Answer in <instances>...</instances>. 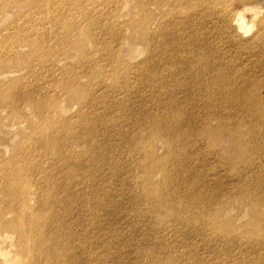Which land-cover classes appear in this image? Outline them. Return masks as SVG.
<instances>
[{"label":"rangeland","instance_id":"374dc122","mask_svg":"<svg viewBox=\"0 0 264 264\" xmlns=\"http://www.w3.org/2000/svg\"><path fill=\"white\" fill-rule=\"evenodd\" d=\"M116 1L117 0H111L107 3V7L109 6L114 10L119 5ZM120 1H122L121 3L124 5V9L117 22L121 25L126 22L128 23L125 30L127 39L121 47H116L115 40L111 38L115 37V32L114 30H110L111 25L107 22L109 15L106 14L104 10H101L100 13L96 10L105 5L104 0H57V4L60 2L62 5H54L52 8H48V10L40 9L39 13H37V17L33 18V20H37L39 16L43 18L42 22L46 23L43 32L38 29V26L30 28L33 22L24 20L25 18L23 19V10L20 12L12 10L10 13L6 12L0 20V178L4 172L7 171L5 169H7L13 160H17L20 156L23 158L24 153L27 156L34 155L37 151L34 152L32 148L42 147L41 151H43L44 156L45 154L54 152L53 147L42 143L43 138H40L41 142H39L38 137H40V135L34 123L30 121V119H27L35 114V110L30 102L20 98L16 99L18 95L34 94L36 97H39V99L41 98L44 104L41 109L44 113L42 117L47 120L46 114L50 115L54 122H64V118H67L68 125L71 129L73 128L71 124L81 127L87 125L85 127L86 136L80 140L82 143L79 142V139H75L78 136L74 134L68 147H74L75 150L79 149L81 146L88 147L90 146L88 137L90 140L96 137L99 140V144L101 146L103 145L102 147L99 145L100 147L98 146L99 148L95 150L94 155L96 152H98L99 155L97 158L91 160L92 156H90L91 158L88 156L91 164L95 163V165H98L97 167L103 166L104 168L103 172L101 170V174L99 173L102 175L98 179L100 180V184L96 183L95 187H88V192L90 194L88 195V203L80 202L79 204L72 193V198L64 201V205L61 206V208L63 207L62 210H65L64 208L66 205V212L59 211L61 215L65 213L67 216L62 215L59 218L54 217V219H51L52 217L50 219L48 218L49 223L46 220L39 221L42 222V224L47 222L50 226V232H54L58 227H60L61 230H67L69 228L68 230L76 237L74 240L75 249H71L72 251H68L67 254L64 255L65 250L63 248L59 247L53 249L49 246L46 251H43V253L41 252V255L44 257L39 255L40 253L36 250L32 249L21 253L19 252L23 257L24 264H69L66 261H64L65 263L61 261L64 257L70 258V260L71 258L78 259L76 263L73 262L72 264H85L83 259L86 257L87 253H85V248L82 246V243L79 242L84 237L88 239V242H86L87 247L90 245L89 237H91L92 240H96L97 242L95 243H100L102 246H111L109 250L110 258L108 259L109 264H148L153 261V258L158 260V264H175L174 260L177 259L176 256L181 253L190 260L192 258H197L201 261L200 264H252L258 259L264 258V241H261L264 240V238L261 239L262 235H264V218H258L264 216V203H255L254 200H249L246 192L243 193L238 189V187L241 188V186H244L239 184V182L244 180L243 183H245L246 180L251 177L252 171L249 169V166H246V169L241 175L235 177V173H233V170L228 166V164L233 162L239 155V158L243 157L241 138L245 132L256 130L252 128L254 121L251 117L246 116L243 111H240L239 114L237 112V114L234 115L236 116L234 120L240 127V137L237 141L230 133L229 129L225 127L221 121L215 119L217 118V113H222L225 116L229 115L228 108L236 104V100L240 95L238 90L230 94L227 90L226 94H228V96H224L219 88L224 80L226 81L228 79L232 83L236 82L239 83L240 86L244 85L243 88H247V92H249V86L253 83L259 85L264 84V55L258 56L259 58L254 57L256 61H251V58L247 57L248 48L242 45L246 40H244L241 45H235V43L233 44V42L231 43L229 41H226L225 44L222 43L220 39V35L223 34L221 32L224 30L222 27L219 28L220 30L212 29L215 31L213 32L211 30V32H209L210 28H207L206 25L194 26L195 28L190 26L192 23H199V19L189 16L192 10L199 12L201 16L209 15L213 17V15L208 13L207 8L199 5L200 0H147L149 3L145 0H138V3L137 0ZM29 2L31 3V1ZM29 2L22 3L26 5ZM49 2L50 0H42V4H44L45 8ZM80 2H83L85 6L87 3H91L93 9L81 11ZM141 2L146 3L147 8L142 7L140 5ZM31 4L28 7H32ZM234 5H236V7ZM252 5L255 9H261V16H264V0H255ZM240 6L241 2H234L229 7V10L234 13ZM112 15L110 16L111 20L114 19ZM147 17L151 19L145 22ZM154 18H156V23L150 25V21ZM16 19L21 21V30L34 34L33 38L37 41H43L42 44L44 45L39 53H36L38 51L31 46H26L24 48L19 47L9 54L7 53L9 45H17L26 41L23 36L18 34V30L8 31L5 29L9 23L12 22L14 24L13 21ZM4 20H8L9 22L7 23ZM55 22L60 25H56L57 23ZM72 22L74 23L73 26L79 29L82 38H78L71 46V49L63 50L60 47H62L65 39L62 34L64 27L61 26L66 25L65 23ZM166 25L169 29L171 27L167 35L162 33V30L166 31ZM209 25L211 26L212 24ZM173 26L175 27L173 28ZM197 27L198 30H195ZM143 28L154 35V42L158 45L151 57L148 55L149 50L140 51L138 45L129 47L128 44L129 41H133L132 37H140L143 35ZM138 29L140 31H138ZM255 31L256 28H254L251 33ZM200 35L201 37H199ZM244 38L247 39V37ZM200 39L205 42L200 41ZM219 39L221 43L218 42ZM199 41L200 44L202 43L201 45H203L201 48L207 51L208 55H202L200 52L195 54L193 42L199 43ZM167 43L169 48L175 47L174 45L179 43L176 45L177 50L175 51H182L180 56L174 55L173 57H168L165 51L162 50V47H167ZM190 44H192V46H190ZM240 46H243L244 49L242 47L240 49ZM187 51L192 52L190 56L188 55V58L186 56ZM112 53H116L117 55L113 60L111 59V56H113ZM155 55L162 58L160 63L154 61ZM93 57L94 63L98 67H104L106 64H109L111 68L108 71L110 72H105L97 68V66H94L92 72L88 75L84 65L92 63ZM182 61L189 62L190 70L174 68V63L180 62L179 64H182ZM129 72H131L133 76ZM152 72H154L155 76L163 77L164 83L155 82V85L152 86V79H150L153 77ZM103 78H107L105 84L107 85L108 82L110 85L109 88H105L104 90L99 88L101 84L100 80H103ZM65 82H68V88H66ZM98 83H100L99 86L97 85ZM78 86H84L88 90L91 88V92H93L95 96H100L102 93L106 95L105 97L107 98L108 104L105 107L102 104L100 107L103 113L97 114L93 104L89 106L90 108H88V105H86L85 108L81 107L80 100L83 101V99L77 95L80 92ZM231 88L232 87H228L229 90ZM236 92H238V94ZM262 92L264 93V90H262ZM248 95H251V91ZM77 98L80 100H77ZM57 101L60 105V109L56 112L55 108L57 106ZM174 103L181 106L184 105L190 111L193 110L194 112L192 111V113H194V116L197 115L198 120L200 117L203 119L208 115L210 119L214 120L207 123L197 122L193 124V130L197 133V138L195 140V147L190 149L189 154L192 156L191 158L200 161L199 165L196 167L197 178L193 181L199 182L196 193L201 199L194 202V205L198 203L197 206L191 209V211L188 210V213L182 219L172 221L168 214L163 213L161 216L159 211H155L151 207V199L153 200L151 196L157 192L155 187H158L155 185L161 181L165 183L168 179L166 176L171 178V176L175 174V172L173 174L168 173H172L174 168L170 169L168 163V156L166 154L168 145L167 140L162 137L164 135L154 134L150 127L152 123L146 120L141 125L140 130L147 132L145 134H149L148 143L147 145H138V149L143 153L148 151L151 159L164 163V166L156 167L152 163H148L146 157H141V160L130 163L128 160L130 154L126 149L127 141L130 136H128L125 129L127 127L126 122H128L127 117L135 119L139 116V113H144L146 109L155 108L156 110L151 111V113L162 115L163 118H167L174 113L184 114L183 109L177 111H172L170 109ZM12 107L18 109L17 114L11 112ZM236 108L240 109L238 107ZM62 110L63 113L61 115ZM84 114L89 116L86 117L87 115L85 116ZM21 120L24 121L20 122ZM75 122H78V124ZM187 125V129L190 131V123ZM91 134L94 135V137ZM112 134L113 136H111ZM219 136L220 140L218 139ZM221 136L223 139H221ZM185 143L186 146L190 144V142ZM218 143H220L219 148H222L221 150H218L219 148H214V150L210 147ZM23 145H25L24 148ZM105 150L106 153L104 152ZM69 151V154L74 153L70 149ZM76 153L71 155L76 156L75 160L80 157V155L78 157ZM83 158L86 157L83 156ZM224 159L228 160L229 163H226ZM24 160L29 161L26 158ZM56 160L57 159H55V161ZM108 161H110V163L107 164ZM57 162L55 165H52V162H44L42 164H45L47 168L49 165L51 167L53 166L51 168L53 169L54 166H58L59 163L57 164ZM136 163L140 164V168H142L144 173L147 175L149 174L148 179L142 181L144 175L143 173L140 175L141 171L139 170V172L137 170L139 169L138 167L133 170ZM263 164L264 161L254 165L252 164L253 171H258L259 173L253 174L252 179L255 182H253V184H248L249 191L253 193L255 191V194L262 198H264ZM112 165L116 167L115 170H112ZM56 170L53 171L52 180L54 181L55 178L57 179L59 176H61L60 178L62 179L61 174L63 167H60L61 173L56 172ZM71 174H68V176ZM137 174L139 176L135 179V175L137 177ZM70 178L74 180L73 176H69V180H72ZM174 178L175 176L170 182V186L172 185L171 191H166V194L169 195L171 201L178 200L182 207L187 206L189 209L190 205H193L191 196L184 186L179 188V179L173 180ZM203 178H207V180ZM102 181L105 182L102 183ZM76 182L82 185L81 189H84L85 183H83L81 178ZM88 182L87 180V183ZM143 182L146 188L143 187ZM207 185L210 186V189L206 192ZM233 185L238 186L233 187ZM67 187V190H69V185H67ZM216 187H221V190L217 191ZM90 189L93 190L91 191ZM69 191L72 192L71 190ZM139 191H141L142 194L139 193ZM36 197L35 193L34 198H32V189H30L28 199L29 201L31 200V205L35 203ZM142 198L143 203L141 200ZM140 203L141 206L143 204V208L140 206ZM92 205L95 209L93 213H91L89 209ZM139 207L142 208V211H140ZM145 208H148V210ZM143 209L147 211L143 213ZM149 209L152 210L150 211ZM193 211H197L199 214L204 212L205 215L206 212L209 211L225 226H229L232 229L238 228L234 233L235 238L232 239L234 242L242 243L243 241H248V239L252 240V242L248 241V245L242 243L234 248L232 246L233 241H227L232 238L231 234H229L227 235L228 239L217 238L218 241L216 240L223 244L224 242L221 240L225 241V239H227L225 243L228 244V247H216L215 243L211 240V236L215 235L213 230L200 225L203 220L196 221L193 218L194 213H191ZM204 213L202 215H204ZM65 216L66 218L69 217L71 220H69V218L66 219ZM59 219L60 221H57ZM61 220H67V222L65 221V223ZM63 225H65L64 228ZM176 227H180L177 233L175 232ZM79 233L82 236L81 239L78 238L80 236ZM145 236H149L150 239L158 240L156 242L158 243L159 249H163L162 252H157L158 249L154 252L149 243L140 245V250H136V246L142 244L140 239ZM182 237H184V244L186 245L180 249L181 252H174V245L178 243ZM212 238H216V236ZM126 240L136 245L135 248H130L131 246L129 243L125 242ZM187 241H189L190 244H187ZM260 245L263 246L261 247ZM77 249H80V251ZM150 250L152 253H150ZM257 250H260V252ZM141 251L143 253H141ZM69 252L72 257H70L71 255ZM54 254L56 257H53ZM76 254L81 255L77 256ZM150 254L152 257H150ZM36 255L41 257L39 258L40 260ZM112 257H118V263H114ZM33 259L35 261L38 259V261L41 262H35ZM249 260H253V262ZM188 261L189 260L185 261V263L188 264ZM0 264L4 263L0 260Z\"/></svg>","mask_w":264,"mask_h":264},{"label":"bare ground","instance_id":"6f19581e","mask_svg":"<svg viewBox=\"0 0 264 264\" xmlns=\"http://www.w3.org/2000/svg\"><path fill=\"white\" fill-rule=\"evenodd\" d=\"M29 1H31L32 4ZM110 1L104 0L105 5L102 8H99L96 10L99 13L101 10H104L105 13L109 15L107 22L110 23V25H111L110 30H114V32H115V35H114L115 37H111V38H113L115 40V46L116 47L117 46L121 47L122 44L124 43V41L127 39V35H126L125 30H126V26L128 25V23L126 22V23L121 25L117 21L120 18V14H121L122 10L124 9V5L121 3L122 1L117 0L116 3H119V5L114 10H112L109 6L107 7V3ZM145 1L147 3H149L147 0H145ZM237 1L241 2V6L239 7V9L236 12L232 13L229 10V7L234 2H237ZM254 1L255 0H200L199 5L201 7L207 8L208 13L213 15V17L209 16V15L208 16H206V15L201 16L199 12L192 10V11H190L189 16L192 18L199 19V23H192V24H190V26L194 27V26H198V25H202V26L206 25L207 28H210L209 32H211L212 29L220 30L219 28L222 27L224 30L221 33H223V34L220 33L221 38L219 37L222 40V43L225 44L226 41H229L231 43L233 42V44L235 43V45H241L243 43V41L246 40V42L242 45H244L245 47L248 48V51H247L248 56L247 57L251 58V61H256V60H254V57L264 55V16H261V14H262L261 9L253 8L252 3H254ZM22 2H29V3L25 5ZM33 2H34V4H33ZM137 3H138V0H137ZM30 4L32 5V7H28V6H30ZM60 4L62 5V3H60V2L57 4V0H50V2L48 3V5L45 8L44 4H42V0H0V20L2 19V16L6 12L10 13L11 10L15 11V12H20L21 10H23L22 11L23 19L25 18L24 20L33 22L32 26H30V28H33L34 26H38V29H40V31L43 32L44 25L46 24V23L42 22L43 18L41 16H39L37 20H33V18L37 17V13H39L40 9L41 10H48V8H52L54 5L57 6ZM140 5L142 7L147 8V4L144 2H141ZM80 6H81V11L86 10V9H88V10L93 9V5L91 3H87L85 6V4L83 2H80ZM234 6L236 7V5H234ZM234 6H233V8H234ZM111 15H112V18H114L113 20L110 19ZM250 18H251V20H250ZM148 19H149V17H147L145 19V22H147ZM4 21L7 23L9 22L8 20H4ZM13 22H14V24L12 22L9 23L5 29L8 31L18 30V34L23 36V38L26 41L22 42L20 44H17V45H9V47L7 49L8 50L7 53L9 54L11 51L18 49L19 47L24 48L26 46H29V47L31 46L33 49L38 51L36 53H39V51L42 50V47L44 45V44H42L43 41L39 42L35 38H33L34 34L29 33V32H25L24 30H21L22 29L21 24H20L21 21H18V19L14 20ZM55 23H57V22H55ZM153 23H156V18H154L153 20L150 21V25H152ZM65 24L66 25L61 26V27H64L62 34H63L65 41L63 42L62 47H60V48L63 50H65V49L69 50V49H71V46L73 45V43H75L78 40V38H82V35L80 34L79 29H77L76 27L73 26V24H74L73 22L72 23H65ZM209 24H212V25L210 26ZM56 25H60V24L57 23ZM220 25H223V26H220ZM169 26H171V25H169ZM175 26H173V28ZM162 27H163V25H162ZM165 28H166V31L162 30V33L167 35V33L170 32L169 30L171 29V27L169 29L166 25ZM187 28H188V26H187ZM254 28H256V31L251 33V31H253ZM178 29H180V28H178ZM195 30H198V27ZM138 31H140V30L138 29ZM142 32H143V35H141L140 37H132L133 41L128 42L129 47H132V45H135V46L138 45L140 47V51H148L149 50L148 55H149V57H151V56H153L158 45L155 44V42H154L155 37L152 33H150L145 28L142 29ZM199 37H201V35ZM244 37H247V39H245ZM206 39H207V37H206ZM220 39L218 41L219 43H221ZM217 40H218V38H217ZM181 41H183V40H181ZM187 41H189V40H187ZM200 41L205 42L202 39H200ZM200 41H199V43L193 42V46H194L193 50H194L195 54L200 52L202 55H208L207 51H205L201 48L203 45H201L202 43L200 44ZM190 43H192V42H190ZM231 43H229V44H231ZM177 44H179V43H177ZM226 44H228V43H226ZM176 45H174L175 47L169 48L168 43H167V47H162V50L165 51V54L168 57H170V56L173 57L174 55L180 56L182 51L181 52L175 51V50H177ZM190 46H192V44H190ZM241 47L243 48V46H240V49H241ZM230 48H232V47H230ZM99 53H102V52H99ZM99 53H96V54H99ZM116 53H112L113 54V56H111L112 60L114 59V57L117 56ZM190 54H192V52L187 51V53H186L187 58H188V55L190 56ZM217 54H218V52H217ZM230 55H231V53H230ZM0 56H1V50H0ZM241 58H243V57H241ZM226 59H227V57H226ZM161 60H162V58L160 56L155 55L154 61L156 63H160ZM187 60H189V59H187ZM186 61L185 62L182 61L181 62L182 64H179L180 62L179 63L176 62L173 64V66L175 69L181 68L182 70H185V69L190 70L189 69L190 64H189V62H186ZM91 62L92 63L84 65V67L86 69V73L88 75L92 72V69L94 68V66H97L94 63V57L92 58ZM190 63H192V62H190ZM108 67H109V69H108ZM97 68L104 70L105 72H110L108 70H110L111 66H109V64H106L104 67H98L97 66ZM129 73L132 75L131 72H129ZM152 73H153V77L150 78V79H152V81H151L152 86L155 85V82H158L161 84L164 83L163 77L155 76L154 72H152ZM101 80H100L101 84L100 83L97 84L98 86L100 84V87H99L100 89L104 90L105 88L110 87L108 82H107V85L105 84V81L107 80V78H103L102 82H101ZM65 84H66V88H68L69 87V85H67L68 82H65ZM215 85H216V83H215ZM94 86H95V84H94ZM113 86H115V85H113ZM78 87H79L80 92L77 95L81 99H83V101H82L79 98H77V100H80V102H81V107L85 108L86 105H88V108H90L89 106H91V104H93L95 106L97 114L103 113V111L100 110V107L102 104L104 105V107L108 104L107 98L105 97L106 95H104L102 93L100 96H95L93 94V92H91V88H89L90 90H88L84 86H78ZM228 87H232V88L229 90ZM243 87H244V85L240 86L239 83H236V82L232 83L228 79L226 81L224 80L223 83H221V86H219V88L221 89V92L224 96H228V94H226L227 90H228L229 94L234 93V91L238 90L240 95L236 100V104H234L232 107L230 106L231 108H228L229 109L228 110L229 115L225 116L222 113H217L216 114L217 118H215L216 120L221 121L225 125V127H227L229 129L230 133L233 135V137L235 139H237V141H238V138L240 137V134H239L240 133V127L235 122L234 119L236 116H234V115H236L237 112L239 114L240 111H243L246 116L251 117V119L254 121V125L252 128H255L256 130L250 131V132L249 131L245 132L241 138V149L243 152V157L239 158L240 157V155H239L231 163H229L228 160L224 159V161L226 163H229L228 166L230 169L233 170L232 172L235 173V177H238L239 175H241V173L246 169V166H249V169L252 171V175L255 173H259L258 171H253L252 164L254 165L256 163H261L262 161H264V93L262 92V90H264V84H262V85H259L257 83L251 84L249 86V89H250L249 92L251 91V95H248L249 92H247V88L244 89ZM100 89H98V90H100ZM84 90H86V91H84ZM139 92H141V91H139ZM236 93L238 94V92H236ZM14 96H12V97H14ZM18 98L31 103L32 107L35 110V114L33 116L28 117L27 119H30V121H32L34 123L36 130L38 131V134L40 135V137L37 136L39 142H41L40 138L41 139L43 138L42 143H45V145L53 147L54 152H51L49 154H45V156H44L43 151H41L42 147L32 148V150L34 152L37 151V152H35L34 155H28L27 156L24 153L23 158H22V156H20L17 160H13L9 164L7 169H5L7 171H5L4 174L2 175V177L0 178V260L4 264H24L23 257L20 255V253L23 251H28L30 249L36 250L38 253H40L39 255H41L43 253V251H46V249H48L49 246H51V248H53V249L59 248V247L63 248L65 250L64 255H66L68 251H72L71 249L74 248V240L76 238L75 235L70 230H68L69 228L67 230H61L60 227H58V226H57L58 228H56L54 230V232H50V229H49L50 226L48 224L49 223L48 218L50 219L52 217L51 219H54V217L59 218L62 215L63 216L66 215L65 213L61 215L60 214L61 212H59V211L67 210L66 205L64 208L65 210H62L63 207L61 208V206L64 205L63 204L64 201L72 198L73 194L75 196V200H77L79 204H80V202L89 201L88 195H90V194L88 192V187H95L96 183L100 184V180H98V179L102 176V175H100L101 170H102V172L104 170L103 166H101V163H100L101 167H97L98 165H95V163L91 164V162L89 160L90 156H92L91 160H94L95 158H97V156H99L98 152H96V154L94 155L96 148H99L101 146L99 144V140L96 137L93 138L94 135L91 134L93 136L92 137L93 139H91V140L88 137L89 135L87 136L88 141H90L89 142L90 146H88V147L81 146L79 149H76V150L74 147H71V146H69L71 148L68 147V144H69V142H71L72 136L74 134L78 136L75 139H79V142H80L81 138L86 136L85 127L87 125L86 126L84 125L85 127H81V126H77V125L75 126V124L74 125L71 124V126H73V128L71 129L68 125L67 118H64V122H59V121L54 122L52 120L51 116L46 114V116L48 118V120H47L46 118L42 117L44 113L42 112L41 109H42V105H44V104H43V101L41 98H40L41 99L40 100L39 97H36L34 94H22V95H18L16 97V99H18ZM178 103H179V101H178ZM56 104H57V106L55 108V111L57 112V110L60 109V105H59L58 101L56 102ZM190 104H192V103H190ZM195 107H196V105H195ZM236 107H238L240 109H237ZM170 109L172 111H177V110L183 109L184 114H182V113L175 114L174 113V114L169 115L167 118H163L162 115H156V114L151 113V111L156 110L155 108L154 109H146V111L144 113H139L138 114L139 116L135 119L127 117L128 122H126L127 127L125 130H126L128 136H130V138L127 141V147H126V149L129 151V154H130V157H128V160L130 163H133L134 161L141 160L140 159L141 157H146V161H148V163H152L156 167H163L164 166V163H160L154 159H151L150 153L148 151L146 153H143V152H140V150L138 149V145H140V144L147 145V143H148L149 134H145L147 132H143L140 130L141 125L146 120H148L152 123V125H150V127H151V131L154 134L164 135L162 137H164L167 140L168 145H167V151H166L167 153L166 154L168 156V163L170 165V169L174 168L172 173L171 172H168V173L173 174L175 172V174L172 175L171 178L166 176V178H168V179L165 183H163V181H161L157 185H155L158 187H155V190L157 192H155L154 195L151 196V198H153V200L151 199V204H152L151 207L155 211H159L161 216L163 213H166L171 217L172 221H175V220L182 219L188 213V210L191 211V209H193L194 207L197 206L198 203H196L194 205V202H197V201H199V199H201V198H199V196H197V193H196L198 190L199 182L193 181L195 178H197L196 167L199 165L200 161H197V159L191 158L192 156L189 154L190 149L195 147V140L197 138V133L193 130V124L194 123L196 124L197 122L207 123V122H210L214 119H210L209 115H208V116H205L203 119H201V117H200V119L198 120L197 115L194 116V113H192L193 110L190 111L184 105L181 106V105H178L177 103H174L170 107ZM190 109H192V108H190ZM193 109H195V108H193ZM103 110H105V109H103ZM11 112L14 114H17L18 109L16 107H12ZM62 113H63V110L61 111V115H62ZM86 113L89 114L88 112H86ZM88 116L89 115H87L86 117H88ZM22 121H24V120H21L20 122H22ZM75 121H76V118H75ZM96 122H94V123H96ZM75 123L78 124V122H75ZM94 123H93V125H94ZM110 123H111V121H110ZM188 123H190V131H188V129H187ZM88 126H89V124H88ZM103 134H105V133H103ZM51 136H53V137H51ZM111 136H113V134ZM218 139L220 140V136L218 137ZM221 139H223L222 136H221ZM185 142H187V143L190 142L189 146H186ZM80 143H82V141ZM124 144H126V143H124ZM219 145H220V143L213 144V146H210V147L212 149H214V148L218 149ZM24 146L25 145H23V148H24ZM69 149L72 150V152H74V153L71 152L72 154H75L77 152L76 155H78V157L80 155V157L75 160L76 156L75 155L71 156L72 154H69V152H70ZM187 149H188V151H187ZM221 149L222 148H219L218 150H221ZM104 152L106 153V150ZM83 156H85L86 158H83ZM25 158L29 161H25L24 160ZM55 159H57V160L55 161ZM103 159H105V158H103ZM44 162H52V165H55L56 162H57V164L58 163L59 164H58V166H54V168L51 169L53 166L51 167L49 165L47 168V167H45V164H42ZM108 163H110V161H108L107 164ZM46 164H48V163H46ZM61 166L63 167V171L61 174L62 179L60 178L61 176H59L57 179L55 178V181L52 180L53 171L57 169L56 172L61 173V171H60ZM55 167H56V169H55ZM136 167H138L139 169H137ZM263 167H264V164H263ZM135 168L138 171L139 170L141 171V172L139 171L140 175H141V173H143L144 176H143L142 181H144L145 179H148L149 174L147 175L146 173L143 172L142 168H140V164L136 163L133 170H135ZM115 169H116V167L112 165V170H115ZM227 172H229V171H227ZM131 173H133V172H131ZM43 174H44V176H43ZM68 174H71L69 176L70 177L73 176L74 180L72 178H70L72 180H69ZM252 175H250L251 177H249V178L247 177L248 179L246 180L245 183H243L244 180L242 182H239V184H242L244 186H241V188L238 187V189H240L243 193L246 192L249 200H251V201L254 200L255 203H264V198L259 197L257 194H255V191H254V193L249 191L248 184H253V182H255L252 179ZM138 176H139L138 174H137V177L135 175V179H137ZM174 176H175V178L173 180H177V178L179 179L178 180L179 188L181 186H184V188L188 191V193L191 196V202L193 205H190L189 209L187 206L182 207L180 201H178V200L177 201H171L169 195L166 194V191H168V192L171 191L172 185L170 186V182L172 181V178ZM79 178H81L83 183H85L84 184L85 186L83 187L84 189H81L82 185H79V183L76 182V181H78ZM102 179H106V178H102ZM203 179L207 180V178H203ZM87 180L89 181L88 183H87ZM104 182L105 181H102V183H104ZM67 185H69V190H71L72 192L67 190V188H68ZM203 185H205V184H203ZM238 185H233V187H237ZM97 186H100V185H97ZM143 187L146 188L144 182H143ZM221 187H219V188L216 187L217 191L221 190ZM30 189H32V198H34L35 193L37 196L36 201L33 205H31V203H32L31 200L29 201V199H28ZM206 189H207L206 190V192H207L210 189V186L207 185ZM124 190H126V189H124ZM134 193H135V191H134ZM139 193H141V191H139ZM140 195H138V196H140ZM97 196H98V193H97ZM141 196H143V195H141ZM136 199H138V198H136ZM141 200L143 203V198ZM116 202H117V200H116ZM134 202H136V201H134ZM3 204H5V205H3ZM138 204H139V202H138ZM69 206H70V203H69ZM140 206H141V203H140ZM142 206H143V204H142ZM93 207H94L93 205L91 207H89L91 213H93L95 211V209ZM142 208H140V211H142L141 210ZM148 208H149V206H148ZM148 208H145V209L148 210ZM77 209H79V208H77ZM89 209H88V211H89ZM145 209H143L144 210L143 213H145V211H147ZM135 210H136V208H135ZM149 210L151 211L152 209H149ZM71 212H72V209H71ZM107 212H108V210H107ZM69 213H70V211H69ZM191 213H194L193 218L196 221L203 220L200 223V225H203L205 228L213 230L215 235L211 236V240L215 243L216 247L226 246L225 248H227L228 244H226L225 241L228 239L227 235H229V234H231L232 238L230 237L231 239H228L227 241H231L233 238H235L234 233H235V230H238V228L232 229L229 226H225L222 222L218 221L209 211L206 212V215L204 212H203L204 215H202L203 213L199 214V212H197V211H193ZM66 216H65V218H66ZM73 217H74V215H73ZM68 218L69 217H67L66 219H68ZM258 218L263 219L264 216H260ZM42 220L43 221L46 220L48 223L46 222L45 224L44 223L42 224V222H39ZM63 220H61V221H63ZM69 220H71V219L69 218ZM57 221H60V219ZM65 221L67 222V220H65ZM65 221H63V222H65ZM78 221H80V220H78ZM61 224H60V226H61ZM220 224H222L223 226ZM64 226L65 225H63V228H64ZM94 228H96V227H94ZM179 229H180V227H176L175 232L177 233L179 231ZM99 234H100V232H99ZM238 234H239V232H238ZM147 235H149V234H147ZM80 236H81V234H80ZM80 236L78 238L81 239L82 236L81 237ZM215 236H216V238H212ZM217 238H220V239L227 238V239H225V241L221 240L224 242L223 244H221L220 241L217 242L218 241ZM263 238H264V235H262L261 239H263ZM80 239H78V240H80ZM89 240H90L89 247L86 246V242H88V239H86L85 237L82 238L81 241H79L82 243V246L85 248V250H84L85 253H87L86 257L83 259V262L85 264H109L108 259L110 258L109 250H110L111 246L109 245V246L105 247V246H102L100 243L99 244L95 243L97 241L92 240L91 237H89ZM256 240L257 239L255 238V241ZM140 241L142 244H139V245L137 244L138 246L133 245L132 242L130 243L127 240L125 242L130 244V246H131L130 248H132V247L135 248V246H136V248H135L136 250H140L139 246L144 245L146 243L150 244V246L154 252L157 249H158L157 252H159V253L162 252V250H163V249H159L158 243L156 242L158 240H154L152 238L150 239L149 236H145V237L141 238ZM184 241H185V239H184V237H182L179 240V242L174 245L175 247H174L173 251L174 252L175 251L181 252L180 249L182 247H184V245H186V244H184ZM248 241L252 242V240H250V239H248ZM248 241L246 240L245 242L243 241L242 243L247 244ZM261 241L263 242L264 240H261ZM242 243H240V242L237 243V242L233 241V245L232 244L231 245L234 248H236L238 245H240ZM259 243H260V241H259ZM182 244H183V246H182ZM187 244H190L189 241H187ZM260 246L262 247L263 245H260ZM250 247H251V245H250ZM127 248H128V246H127ZM263 250H264V248H263ZM78 251H80V249ZM258 252H260V250ZM49 253H51V252H49ZM54 253H56V252H54ZM141 253H143V252L141 251ZM150 253H152V251ZM69 254H70V252H69ZM41 256H43V255H41ZM51 256H52V254H51ZM53 257H56V255L54 254ZM70 257H72V255ZM150 257H152L151 254H150ZM176 257H177V259L174 260L175 264H186L185 261H187V260H189L188 264H200L201 263V261L198 260L197 258H192L190 260L189 258L184 256L183 253L177 255ZM37 258L39 259L41 257L37 256ZM230 258H232V257H230ZM230 258H229V260H230ZM38 259H36V261L34 259L33 260L35 262H41V261H38ZM112 260L114 261V263H118L117 262L118 257H116V258L112 257ZM53 261H54V258H53ZM61 261L63 263H65L64 261H66L67 263L72 264L73 262L76 263L78 261V259H74V258L72 259L71 258V260H70V258L64 257V259ZM157 261L158 260L153 258V261L149 262L148 264H158ZM250 262H253V260ZM252 264H264V258H260Z\"/></svg>","mask_w":264,"mask_h":264}]
</instances>
